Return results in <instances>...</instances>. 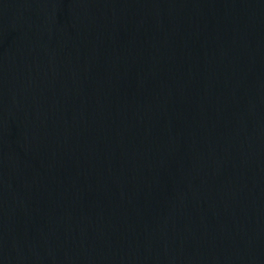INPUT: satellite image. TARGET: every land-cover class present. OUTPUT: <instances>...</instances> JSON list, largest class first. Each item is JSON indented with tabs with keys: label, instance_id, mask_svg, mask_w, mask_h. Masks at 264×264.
Returning a JSON list of instances; mask_svg holds the SVG:
<instances>
[{
	"label": "water",
	"instance_id": "1",
	"mask_svg": "<svg viewBox=\"0 0 264 264\" xmlns=\"http://www.w3.org/2000/svg\"><path fill=\"white\" fill-rule=\"evenodd\" d=\"M0 264H264V0H0Z\"/></svg>",
	"mask_w": 264,
	"mask_h": 264
}]
</instances>
